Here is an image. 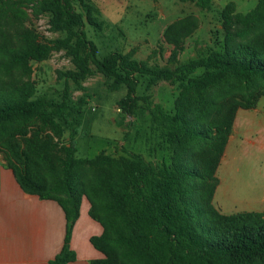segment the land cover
Returning <instances> with one entry per match:
<instances>
[{"label":"trees","instance_id":"1","mask_svg":"<svg viewBox=\"0 0 264 264\" xmlns=\"http://www.w3.org/2000/svg\"><path fill=\"white\" fill-rule=\"evenodd\" d=\"M191 1L202 9L212 4ZM229 8L223 12L227 36L222 47L173 71L148 68L119 52L100 56L86 28L101 31L103 26L88 0H45L43 9L51 13L53 27L64 39L42 43L24 31L21 45L0 43L4 73L14 69L28 73L31 64L47 59L54 47L68 51L75 65L63 75L65 86L57 99L38 95L31 82L0 80V139L20 137L25 147L20 151L19 146H10L6 165L24 192L57 202L65 214L64 245L50 264L77 260L71 239L83 195L92 204L90 218L103 227L101 235L90 239L103 258L91 264H121L120 258L137 264H264V213L224 215L213 203L216 170L232 134L234 115L226 105L212 118L214 103L208 92L232 78L246 86L238 110L254 109L264 98V42H237L236 37L243 35L232 31L234 20L248 26L263 16L264 0L235 19ZM91 63L128 89L119 103L118 126L126 129L124 142L132 149L122 146L118 158L104 152L86 161L77 158L74 142L84 125L87 103L73 100L68 83L82 89ZM160 81L180 83L173 111L138 95ZM140 100L150 110L151 124L145 129L134 121L125 123ZM197 147L199 152H193ZM40 164L48 169L50 182L35 169ZM86 165L93 166L96 175L80 192Z\"/></svg>","mask_w":264,"mask_h":264},{"label":"rangeland","instance_id":"2","mask_svg":"<svg viewBox=\"0 0 264 264\" xmlns=\"http://www.w3.org/2000/svg\"><path fill=\"white\" fill-rule=\"evenodd\" d=\"M96 7V17L102 23V30L96 31L87 26L88 38L99 47L100 56L111 52H119L125 57L136 60L152 69L176 70L178 67L208 55L211 50L220 49L227 36V27L223 12L229 6V12L235 19L236 15H244L254 10L260 0H212L209 9L198 7L191 0H88ZM45 0H0V43L8 46L21 45V34L29 31L37 35L42 43L64 39L65 35L56 30L52 24V15L43 9ZM232 31L240 43L264 42V15L257 17L252 24L244 26L237 23ZM72 56L65 49L54 47L47 59L32 63L28 73L14 69L11 73L0 71V80L4 82H31L37 94L57 99L65 86L63 75L74 71ZM202 73V72H200ZM73 100H84L85 120L79 136L74 144L78 147L77 158L86 161L104 152L113 157L122 155V146L132 149L131 144L124 142L126 129L118 126L121 114L119 103L128 89L125 85L103 74L95 64H90V73L82 82V89L69 81ZM259 84L257 82L255 85ZM180 92V83L160 81L150 90H139V96L148 97L153 105H160L166 111L174 110L175 101ZM246 93V86L232 78L210 89L208 95L213 100L214 108L211 117H215L226 105L234 115L233 127H236V108ZM264 107V98L258 108ZM240 110V109H239ZM238 110V111H239ZM134 121L138 127L146 128L151 124L148 104L138 101L132 115L125 123ZM34 127V126H31ZM30 136V135H29ZM68 134L64 144L69 143ZM17 145L24 149L20 137L16 139H0V156L5 163L9 162V147ZM138 149V148H137ZM193 152H199L198 147ZM146 154V152H145ZM235 157L227 166V186L236 187V172L247 165L242 159ZM251 158V167L258 170V160L264 158V145L247 151L245 158ZM45 181L50 182V173L44 165L35 167ZM224 171V168L222 169ZM83 192L93 183L96 169L83 166ZM242 172V171H241ZM227 201L228 209L220 206L221 192H216L214 205L223 214L238 213L236 209V193ZM223 199V198H222ZM231 202V205L229 204ZM92 207L86 196H82L81 222L87 227H99L88 216ZM231 208V210H229ZM228 210V211H227ZM106 217V216H104ZM94 223V224H91ZM83 241L79 245L78 254H85ZM121 264H137L120 258ZM264 263V262H262Z\"/></svg>","mask_w":264,"mask_h":264},{"label":"crops","instance_id":"3","mask_svg":"<svg viewBox=\"0 0 264 264\" xmlns=\"http://www.w3.org/2000/svg\"><path fill=\"white\" fill-rule=\"evenodd\" d=\"M258 105L254 109H240L237 112L236 127H232V134L216 170L218 185L215 194L221 192L220 206L228 209L225 200L229 201V197L236 193V201L232 202H236L239 212L235 214L264 213V158L258 160L257 171L251 167V158H245L249 149L255 150L264 145V107L258 108ZM235 153L236 160L239 157L247 165L242 172L237 170L236 187L231 189L226 184V173ZM82 227L85 231L83 258L78 254L83 241ZM102 232L100 225L97 228L92 225L87 227L85 222H81L80 210L71 239V249L76 253L77 260L70 264H91L103 258L90 243L91 237L99 236ZM65 235V214L58 203L24 192L14 172L0 156V264H50L62 250Z\"/></svg>","mask_w":264,"mask_h":264}]
</instances>
